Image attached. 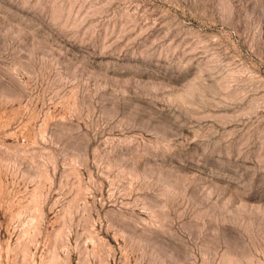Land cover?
Returning <instances> with one entry per match:
<instances>
[{
	"label": "rangeland",
	"instance_id": "obj_1",
	"mask_svg": "<svg viewBox=\"0 0 264 264\" xmlns=\"http://www.w3.org/2000/svg\"><path fill=\"white\" fill-rule=\"evenodd\" d=\"M0 264H264V0H0Z\"/></svg>",
	"mask_w": 264,
	"mask_h": 264
}]
</instances>
